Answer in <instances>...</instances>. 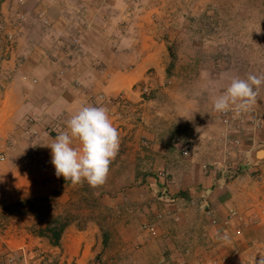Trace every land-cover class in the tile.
I'll return each mask as SVG.
<instances>
[{"label": "crops", "instance_id": "0c3cea01", "mask_svg": "<svg viewBox=\"0 0 264 264\" xmlns=\"http://www.w3.org/2000/svg\"><path fill=\"white\" fill-rule=\"evenodd\" d=\"M129 44L133 65L98 88L125 90L137 99L133 85L151 65L160 75L167 54L155 37L131 38ZM40 60L49 66L48 58ZM6 65L9 70L0 68V150L7 157L0 163V203L25 197L55 213L70 212L75 205L80 210L67 218L58 243L31 229L39 221L36 215L11 213L0 231V264H264V154H256L264 144L244 140L232 154L239 164L228 174L219 123L204 120L198 133L178 146L173 136L155 138L139 126L120 136L103 186L72 185L56 176L51 148L45 145L67 130V121L82 106H94L88 94L82 84H73L70 69L60 79L47 71L44 80L33 82L24 73L36 75V63ZM75 70L82 72L78 66ZM211 130L216 132L211 135ZM33 150L47 162L46 169L39 167Z\"/></svg>", "mask_w": 264, "mask_h": 264}, {"label": "rangeland", "instance_id": "374dc122", "mask_svg": "<svg viewBox=\"0 0 264 264\" xmlns=\"http://www.w3.org/2000/svg\"><path fill=\"white\" fill-rule=\"evenodd\" d=\"M7 31L13 33L12 39H7ZM150 36L163 42L167 59L160 75L151 65L146 77L133 85L138 98L125 90L107 93L98 88L115 72L133 65L131 38ZM42 57L50 60L49 66ZM10 61L19 68L36 63V75L24 73L33 82L44 80L47 71L60 79L72 70L73 84H82L81 90L94 106L103 105L96 98L98 92H123L126 105L115 106L122 116L123 132L140 126L155 138L165 133L173 136L178 146L189 134L198 133L196 128L204 120L219 123L224 130L213 100L233 77L264 75V0H0V68L9 70ZM76 66L87 75L88 83L81 81L82 72ZM252 108L262 123L255 128L245 116L238 121L231 134L239 137L240 145L230 146L231 154L224 156L228 174L239 164V157L232 153H238L247 143L244 140L264 144V86ZM126 122L132 125L127 127ZM222 131L218 141L224 152ZM32 204L25 197L0 203V231L10 223L13 212L36 215L39 221L30 227L43 234L41 229L53 217L67 220L80 210L75 205L62 214L47 211L45 203Z\"/></svg>", "mask_w": 264, "mask_h": 264}, {"label": "clouds", "instance_id": "9594fccd", "mask_svg": "<svg viewBox=\"0 0 264 264\" xmlns=\"http://www.w3.org/2000/svg\"><path fill=\"white\" fill-rule=\"evenodd\" d=\"M264 75L249 73L246 78L233 77L227 88L213 100L216 112H248L257 102ZM75 142H78V146ZM120 134L108 109L82 106L67 121V130L57 134L51 144V163L57 177L72 185L84 181L92 188L103 186L110 164L119 153Z\"/></svg>", "mask_w": 264, "mask_h": 264}, {"label": "built area", "instance_id": "2783aa9c", "mask_svg": "<svg viewBox=\"0 0 264 264\" xmlns=\"http://www.w3.org/2000/svg\"><path fill=\"white\" fill-rule=\"evenodd\" d=\"M22 1V0H20ZM7 39H12L13 37V33L11 31H7ZM96 98L99 100L100 103H102L104 107H106L108 109L109 115L110 117H112V122L114 124V126L118 129L120 136L122 134H124L125 132H123L122 130V122H121V114L116 111L115 106L116 105H126V96L123 94V92H119L115 95H109L106 94L105 92H98L96 94ZM219 119L221 121V123L224 126V130L221 133V137L223 139V141L225 142L224 145V152L225 154H231V150H230V146L233 147H239L240 145V139L239 137L236 136V134L234 136H232L231 133H234L235 127L238 126V121H240L242 119V117L245 116V119L247 120L246 122L249 123V125H251L252 127H257L259 126L262 122V118L261 116L256 112V110L254 108H251L250 111L248 112H244V113H240V114H236L233 111H229L227 113H219L218 114ZM31 119V118H28ZM238 123V124H237ZM33 155V158H38L40 161L38 162V165L40 168L42 169H46L47 168V162L41 160V154L40 152H37L36 150L31 151ZM182 153H186L187 152V148H183L181 150ZM233 154V153H232ZM6 154L3 150H0V163L4 162L6 160ZM208 163H203L204 167H207ZM161 175H165V172L160 171L159 172ZM166 176V175H165ZM48 177V176H47ZM263 198H264V193H263ZM207 213L211 212V208L207 207L205 208ZM160 214H158L157 216H159ZM214 221V219H213ZM153 222H150L148 225H152ZM235 264H250L249 262L245 261V260H239L237 261Z\"/></svg>", "mask_w": 264, "mask_h": 264}, {"label": "trees", "instance_id": "16d2710c", "mask_svg": "<svg viewBox=\"0 0 264 264\" xmlns=\"http://www.w3.org/2000/svg\"><path fill=\"white\" fill-rule=\"evenodd\" d=\"M66 224L67 220H63L58 216L53 217L41 229V233L47 234L52 243H58L61 232Z\"/></svg>", "mask_w": 264, "mask_h": 264}, {"label": "water", "instance_id": "95a60500", "mask_svg": "<svg viewBox=\"0 0 264 264\" xmlns=\"http://www.w3.org/2000/svg\"><path fill=\"white\" fill-rule=\"evenodd\" d=\"M256 154L257 156H262L264 154V149L263 148L257 149Z\"/></svg>", "mask_w": 264, "mask_h": 264}]
</instances>
